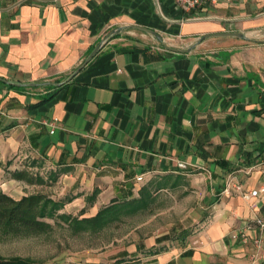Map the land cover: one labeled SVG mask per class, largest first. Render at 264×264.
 I'll return each mask as SVG.
<instances>
[{
	"label": "crops",
	"instance_id": "obj_1",
	"mask_svg": "<svg viewBox=\"0 0 264 264\" xmlns=\"http://www.w3.org/2000/svg\"><path fill=\"white\" fill-rule=\"evenodd\" d=\"M210 9L0 0L1 165L39 175L46 184L31 187L93 215L153 181L204 186L187 220L196 234L173 248L159 247L166 237L122 248L104 264H264V232L253 224L264 195L224 193L231 177L244 192L264 188V34L255 48L244 44L264 33V0Z\"/></svg>",
	"mask_w": 264,
	"mask_h": 264
},
{
	"label": "rangeland",
	"instance_id": "obj_2",
	"mask_svg": "<svg viewBox=\"0 0 264 264\" xmlns=\"http://www.w3.org/2000/svg\"><path fill=\"white\" fill-rule=\"evenodd\" d=\"M209 10L211 9L199 15L206 17L210 14ZM247 34L250 39L244 41V44L254 47L257 45L254 39L264 33ZM261 39L264 41V36ZM258 44L264 45V43ZM4 166L5 164L0 167L1 192L15 200L32 194H43L53 200L58 199L52 198L49 193H44V189L12 180L10 173L14 171L13 166L8 165L6 168ZM162 184H164L163 180L153 181L148 186H143L149 188L151 196L147 209L122 214L116 221L96 233L89 231L75 234L65 224L46 219L45 222L51 229L43 234H0V257L19 258L33 264H104L110 261L112 255H115L119 249L137 248L138 245L144 248L145 245L149 246L153 241L164 237L166 240L160 243V248L178 247L181 245L182 238L185 237L187 240V235L196 234L197 228L190 226L187 220L199 205L204 186L201 192L200 186L194 184L189 178L178 180L175 187L170 185L172 182H167L166 186ZM139 194L140 192L129 199L116 201L138 199ZM79 209V207L64 206L59 213L81 219L93 217L100 210L93 215L87 206L84 210ZM143 248L141 250H144Z\"/></svg>",
	"mask_w": 264,
	"mask_h": 264
},
{
	"label": "trees",
	"instance_id": "obj_3",
	"mask_svg": "<svg viewBox=\"0 0 264 264\" xmlns=\"http://www.w3.org/2000/svg\"><path fill=\"white\" fill-rule=\"evenodd\" d=\"M8 166V164H7ZM7 166H4L6 168ZM0 167L2 165L0 164ZM10 178L22 181L28 185H44L46 180L37 174L26 170H14ZM149 189V188H148ZM147 187L140 189L138 199L117 202L113 200L109 205L100 209L95 216L90 218H76L59 212L65 204L70 202L68 197L53 200L43 194H32L15 200L0 191V234L2 235H39L51 229L45 222L46 219L65 224L73 233L99 232L105 226L116 221L122 214L147 209L151 200ZM95 197V192L89 201ZM0 264H33L19 258L4 259L0 257Z\"/></svg>",
	"mask_w": 264,
	"mask_h": 264
},
{
	"label": "built area",
	"instance_id": "obj_4",
	"mask_svg": "<svg viewBox=\"0 0 264 264\" xmlns=\"http://www.w3.org/2000/svg\"><path fill=\"white\" fill-rule=\"evenodd\" d=\"M172 1L176 7H178L179 9L190 15H199L202 12L215 6L217 3V0H172ZM44 125L49 126L52 129L51 133H53V129L55 128L54 121L44 122ZM177 166L179 169L186 168V165L184 163H179ZM137 180L141 181L142 178H138ZM234 181L235 180L233 177L228 179L224 193L229 192L230 188L232 187L246 201L252 198H257L260 196V194L264 195V188H261L260 190L244 192L238 184L234 183ZM253 224L260 232H264V218L256 217L253 220ZM241 238H242V242L246 244L247 237L245 236V233L241 232ZM253 247L256 251H259L260 249H262V241L260 239H255L253 241Z\"/></svg>",
	"mask_w": 264,
	"mask_h": 264
},
{
	"label": "water",
	"instance_id": "obj_5",
	"mask_svg": "<svg viewBox=\"0 0 264 264\" xmlns=\"http://www.w3.org/2000/svg\"><path fill=\"white\" fill-rule=\"evenodd\" d=\"M221 36H225V37H236V38H241L244 39L245 36L241 33H226V34H220ZM99 46L96 47L93 52L87 57V59L84 61V63L80 66V68L85 65L87 62H89L93 56L96 54V52L98 51ZM188 51H182V53H187Z\"/></svg>",
	"mask_w": 264,
	"mask_h": 264
}]
</instances>
